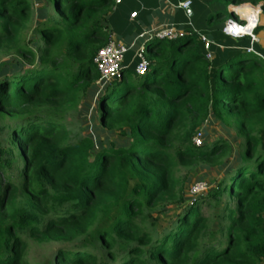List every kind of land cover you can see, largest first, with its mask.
Wrapping results in <instances>:
<instances>
[{
	"label": "trees",
	"instance_id": "obj_1",
	"mask_svg": "<svg viewBox=\"0 0 264 264\" xmlns=\"http://www.w3.org/2000/svg\"><path fill=\"white\" fill-rule=\"evenodd\" d=\"M206 1L204 33L147 47L144 72L129 47L102 84L115 0H39L28 40L32 0H0V50L21 58L0 64V264H31L30 242L59 243L53 264H264V55L223 30L231 4L264 0ZM80 104L95 123L73 137L63 114ZM207 122L226 137L206 142ZM202 168L221 176L187 195Z\"/></svg>",
	"mask_w": 264,
	"mask_h": 264
},
{
	"label": "rangeland",
	"instance_id": "obj_2",
	"mask_svg": "<svg viewBox=\"0 0 264 264\" xmlns=\"http://www.w3.org/2000/svg\"><path fill=\"white\" fill-rule=\"evenodd\" d=\"M197 1V0H196ZM34 3L33 11H32V16L31 19L28 23L29 28L26 31L27 34V39L28 40L32 35H34L32 28L35 27L36 21L38 18V14L40 12L39 7L41 6V3L39 0H32ZM201 2V1H198ZM197 2V3H198ZM249 2H244V3H237V4H231L229 6V10L234 11L235 13V18L234 20L242 22L246 24V19L243 18L244 15L242 14L241 8L243 6H252L258 10V18H257V24L254 30V34L257 38V41H254L253 37L250 35H243L240 37L244 36H250V43L247 46V49H250V52H254L260 56L264 55V10L261 7V5H255ZM252 4V5H250ZM243 16V17H242ZM224 16L223 19H226L225 22H227L230 17ZM197 16L194 18L196 20ZM221 20L215 19L213 22H220ZM250 23V22H249ZM226 24V23H225ZM225 32V29H223ZM233 37V36H232ZM233 38H238V37H233ZM158 40H146L145 42L147 43L148 48H151L153 45L157 43ZM223 47V45H221ZM249 51V50H247ZM213 55V53L211 52ZM21 58L19 55L16 53L15 50H0V64L6 63V62H17ZM110 81V80H109ZM108 80H102V84L109 82ZM82 104H80L78 107L69 110L66 112L65 115L67 123L70 125V130L72 131V136L73 137H82L84 135L92 134L93 131V126H94V121L90 119V116H84L82 110ZM10 117L5 112L0 111V125H5L10 122ZM204 132V140L206 142H213L216 139L220 137H226V131L220 126L219 122L216 123H206L202 129ZM203 141V139H201ZM236 144V142H234ZM187 169H183L180 174L186 175ZM195 173H190L192 176L188 181L186 185V192L187 195H194V192L192 191L193 187L198 183V182H203L206 185V189H204V192H207L211 186L213 179H217L221 176V173L216 168H202ZM201 194V193H200ZM196 195V193H195ZM198 206L202 208V210L206 213H210V208L207 206V203L204 201H201L198 203ZM176 206L171 205L170 206V211L168 212L167 215L164 214H159L156 213L155 215L159 217L158 220V227L162 228L167 226L170 221L171 216L175 214L177 211L175 209ZM218 208V207H217ZM214 208L213 211L217 212L218 209ZM181 212V211H179ZM60 244L59 243H37V242H30L29 247L27 249V258L31 264H53V257L55 255L56 250L59 248Z\"/></svg>",
	"mask_w": 264,
	"mask_h": 264
},
{
	"label": "crops",
	"instance_id": "obj_3",
	"mask_svg": "<svg viewBox=\"0 0 264 264\" xmlns=\"http://www.w3.org/2000/svg\"><path fill=\"white\" fill-rule=\"evenodd\" d=\"M181 1L120 0L117 2L115 0L111 12L114 37L133 48L144 44L149 34L167 26H174L184 32L194 26L196 30L204 33V29L208 26L207 18L214 10L213 6L206 0H192V7L195 6L196 14H198L194 20L192 18L194 12L190 14L188 10L180 7ZM131 63L132 60L127 66Z\"/></svg>",
	"mask_w": 264,
	"mask_h": 264
},
{
	"label": "built area",
	"instance_id": "obj_4",
	"mask_svg": "<svg viewBox=\"0 0 264 264\" xmlns=\"http://www.w3.org/2000/svg\"><path fill=\"white\" fill-rule=\"evenodd\" d=\"M116 1L119 2L120 0H116ZM191 5H192V0H182L179 3V6L186 10L190 8ZM231 23H233L234 25H231ZM247 25H248L247 19H246V24L236 21L234 19H229L226 22L225 27H224L225 33L233 37L250 35L253 37L254 41H257V38L254 34L256 25L252 28L250 32L243 30V28L247 27ZM237 27L240 29V31ZM183 34H184V31H179L174 26H167L154 33L149 34L146 40H158V41L159 40H173V39L183 36ZM199 36L201 37V40L204 42L205 47L208 49L207 57L211 58L212 54L210 51V44L212 43V41L208 38L207 35L203 33L202 34L200 33ZM147 47H148L147 43L144 42V44H142L136 49V56L140 59V62L137 66L138 72H144L147 68L148 62L144 56V53L147 50ZM128 50H129V46L126 43H124L123 41L117 40L114 37L113 33L110 35L108 43L102 48H100L95 58V63L97 65L98 70L101 73L103 80L109 81L116 77H121L122 69L124 68V65H123L124 58ZM248 50L249 52L251 51L250 49ZM201 139H202V133L200 132L195 136L194 142L197 145H201L202 144ZM206 188L207 187L203 182H198L192 188L193 189L192 191L194 192V194L195 193L198 194V193H202L204 189Z\"/></svg>",
	"mask_w": 264,
	"mask_h": 264
},
{
	"label": "bare ground",
	"instance_id": "obj_5",
	"mask_svg": "<svg viewBox=\"0 0 264 264\" xmlns=\"http://www.w3.org/2000/svg\"><path fill=\"white\" fill-rule=\"evenodd\" d=\"M241 11H242V14L244 15V17L243 16L242 17L248 20V25L247 27H244L243 30L250 32L252 28L256 25L257 18H258V10L252 6H246V7L243 6L241 8ZM231 25H234V24L231 23Z\"/></svg>",
	"mask_w": 264,
	"mask_h": 264
},
{
	"label": "water",
	"instance_id": "obj_6",
	"mask_svg": "<svg viewBox=\"0 0 264 264\" xmlns=\"http://www.w3.org/2000/svg\"><path fill=\"white\" fill-rule=\"evenodd\" d=\"M187 10L190 12V14L192 13V9H191V7L188 8Z\"/></svg>",
	"mask_w": 264,
	"mask_h": 264
}]
</instances>
